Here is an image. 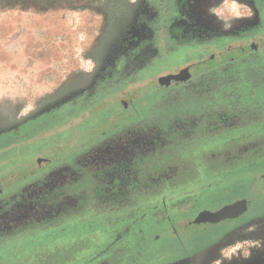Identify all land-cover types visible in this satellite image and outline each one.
Segmentation results:
<instances>
[{
	"label": "flooded vegetation",
	"instance_id": "flooded-vegetation-1",
	"mask_svg": "<svg viewBox=\"0 0 264 264\" xmlns=\"http://www.w3.org/2000/svg\"><path fill=\"white\" fill-rule=\"evenodd\" d=\"M125 2L121 24L95 58L96 69L88 77L86 85L32 114L30 119H24V123L7 133H19L23 127L28 131L41 132L47 125L61 120L75 105L85 106L80 111H88V108L108 97L113 101L115 94L126 96L127 89L139 87L151 80V76L139 75L154 70L162 59L173 62L177 56L183 58L177 66L173 64V67L159 71L161 75L162 72L179 73L178 77L169 78L173 85L164 89V101L171 98L209 101L214 96L227 101H239L242 93H233L235 90L232 87L241 79L240 71H233L232 68V42L248 43V50L257 54L251 63L257 61L260 67L264 66L258 61L259 53L264 57V0ZM254 40L255 45L251 44ZM215 52L225 54L223 61L218 64L212 62L195 72L192 69L183 70L186 65H193ZM241 64V61L236 62V65ZM235 87L240 88L237 85ZM68 105H71V109L67 108ZM236 105L229 103L220 109L199 107L191 113L183 111L184 115L200 118L194 125H189V129L194 127L193 133H199L197 128L207 123H211L218 132H223L233 126L206 118L225 117L230 120L250 114L240 104ZM62 108L66 110L64 116L58 113ZM42 119L41 125L37 126L36 121ZM160 125H165L161 118H156L154 122L152 119L138 118L127 125L115 126L108 136L97 137L76 156L54 163L41 175L17 189L4 194L0 188V244L3 239L21 230H47L54 235L59 224H68L64 220L61 222V219L77 214L81 208L88 206L82 202L94 203L101 196L103 199L99 202L102 209L119 211L126 208L132 215L121 227L96 228L95 242L100 239L103 244L106 235H109V240L91 255L95 264H105L104 255L112 258L114 252H117L116 264H120L122 257L126 258L124 264H264V248L259 250L256 247L230 261L223 254L224 249L221 250L233 233L250 222L264 219V215H260L247 221L249 186L241 183L239 187L237 184L233 187L228 178L234 175L231 172L213 174L191 189L171 190L170 198L166 195L156 198L165 192L164 186L167 187L169 177H173L172 174L150 172L153 166L159 171L165 161L162 154L166 153L168 143L162 141L166 131L160 130ZM182 130L189 131L188 126L184 125ZM229 154L230 149L226 150L224 158L228 171L232 165ZM234 159L240 164L236 168L241 169L245 160L241 156ZM103 177H109L114 182L108 187L97 189L95 184ZM176 183L178 180L171 184ZM170 201L178 203L179 210L175 216L164 210ZM201 209L213 213L212 217H198ZM187 215L196 217L198 225L202 227L212 224L211 229L200 230L193 235L175 230L174 224L183 223ZM156 227L160 232L151 234ZM66 228L78 227L63 226L62 229ZM52 236L49 237V245L42 243L43 252H32L30 255L35 254L38 258L46 255L51 259L50 255L56 250H63L66 256L71 244L58 247L52 242ZM163 238L170 244L178 245L183 253L170 261L140 263L146 247H152ZM191 240L200 243L188 251L187 242ZM82 254L83 260H87L86 252Z\"/></svg>",
	"mask_w": 264,
	"mask_h": 264
},
{
	"label": "rangeland",
	"instance_id": "rangeland-1",
	"mask_svg": "<svg viewBox=\"0 0 264 264\" xmlns=\"http://www.w3.org/2000/svg\"><path fill=\"white\" fill-rule=\"evenodd\" d=\"M125 1L127 0H0V129L28 118L69 92L86 85L88 77L96 69L95 58L121 24ZM261 31L260 28L259 32ZM254 42L255 40L251 41V44L255 45ZM247 44H231L232 68L233 71H240L241 77L238 83L232 85L235 90L233 93H242L239 101H227L219 96H214L209 101L177 98L164 101V89L173 85L169 78H176L179 73L162 72L161 75L159 71L167 70L173 64H180L183 58L177 56L176 61L162 59L154 70L141 73L139 76H151V80L139 87L127 89L126 96L115 94L113 101L108 97L88 108V111H80L85 106L75 105L71 109V105H68L67 108L71 111L65 115L66 110L62 108L58 113L65 116L47 125L41 132L28 131L23 127L19 133L0 134V188L4 190V194L17 189L41 175L54 163L76 156L97 137L108 136L115 126L127 125L138 118L152 119L153 122L156 118H161L165 125H160V130L166 131L162 141L168 143L166 153L162 154L165 161L160 165L159 171L153 166L150 172L172 174L173 177H169V184L164 186L165 192L156 198H163L162 195L170 198L171 190L191 189L213 174L231 172L234 175L228 178L233 187L234 184L239 187L241 183L249 186L247 221L264 215V66L260 67L257 61L251 63L257 54L248 50ZM259 55L258 61L264 65V57L260 53ZM223 58L224 53L215 52L193 65H186L183 70L192 69L195 72L212 62L218 64ZM239 61L242 64L236 65ZM236 85L240 88L236 89ZM229 103L240 104L250 114L230 120L225 117L206 118L233 126L223 132H218L211 123L201 124L197 128L199 133H193L194 127L189 129V125H194L200 118L184 115V111L196 112L195 109L199 107L220 109ZM42 121L43 119L36 121V125L40 126ZM156 125L159 126L158 123ZM184 125L188 126L189 131L182 130ZM204 129L206 131L203 132ZM228 149L231 150L229 156L232 159L229 171L224 160ZM240 156L245 160L241 169L236 168L240 164L233 160ZM174 180H178V183L171 184ZM112 181L114 182L109 177H103L95 187H108ZM102 199L99 196L94 203L82 202L88 206L65 219L59 218L61 222L64 220L68 224H59L54 235L47 230L29 229L17 231L18 233L3 239L0 244V264H31V258L28 261L22 258L31 252H43L42 243L49 245L48 240L52 235V242L58 247L71 244V250L66 251V256L63 250H56L51 255L53 264H58L59 261L66 264V261L75 259L71 256L82 258L84 252L88 259L81 263L95 264L91 255L109 240V235H106L102 240L103 244L100 239L95 242L96 228L121 227L132 215L126 208L119 211L102 209L99 202ZM177 204L170 201L164 210L175 216L179 210ZM207 215L210 219L213 213L201 209L197 214L201 219L208 217ZM197 222L196 217L187 215L183 223L174 224V227L175 230H183L191 235L200 230L211 229L212 224L202 227ZM71 225L78 228L62 229L63 226ZM159 230L156 227L151 234L160 232ZM170 243L163 238L152 247H146L140 263L170 261L183 253L178 245ZM199 243L195 240L187 242L188 251ZM256 247L259 250L264 248V219L250 222L233 233L221 250L224 249L223 254L230 261ZM15 256L20 259L18 263L14 261L17 260ZM64 256L66 260L63 259ZM104 256L105 264H116L117 252H114L112 258ZM125 259L122 257L120 264H124ZM37 260L40 264L44 262L43 257ZM33 264H37V261H33Z\"/></svg>",
	"mask_w": 264,
	"mask_h": 264
},
{
	"label": "trees",
	"instance_id": "trees-1",
	"mask_svg": "<svg viewBox=\"0 0 264 264\" xmlns=\"http://www.w3.org/2000/svg\"><path fill=\"white\" fill-rule=\"evenodd\" d=\"M32 253V252H31ZM36 255L34 254V255H30V253H28L26 256H24L22 259H26V261H28V259L29 258H31L32 259V263L31 264H33V261H37V264H40V261H38L37 259V257L36 258H34ZM51 256V255H50ZM27 257V258H26ZM15 258L17 259V260H14L15 262H19V258H18V256H15ZM63 260V259H62ZM66 260V259H65ZM64 260V261H65ZM26 261H24V262H26ZM43 261L44 262H42V264H53V259H52V256H51V259H48V257L45 255V257L43 258ZM81 261H83V259L82 258H79V259H77V258H75V259H71L69 262H67L66 261V264H82L81 263ZM29 262H30V260H29ZM73 262V263H72ZM25 264V263H24ZM27 264V263H26ZM58 264H65V262H62V261H59L58 262ZM84 264V263H83ZM86 264H87V262H86Z\"/></svg>",
	"mask_w": 264,
	"mask_h": 264
},
{
	"label": "water",
	"instance_id": "water-1",
	"mask_svg": "<svg viewBox=\"0 0 264 264\" xmlns=\"http://www.w3.org/2000/svg\"><path fill=\"white\" fill-rule=\"evenodd\" d=\"M27 119H30V117L29 118H26V120ZM26 120H23V121H20V122H18L16 124L10 125V126L4 128V129H0V134L7 133L8 131H10L11 129H13L14 127H16V126L24 123Z\"/></svg>",
	"mask_w": 264,
	"mask_h": 264
}]
</instances>
